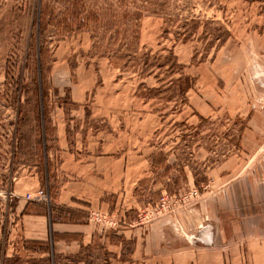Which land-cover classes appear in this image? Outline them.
<instances>
[{"label":"rangeland","instance_id":"1","mask_svg":"<svg viewBox=\"0 0 264 264\" xmlns=\"http://www.w3.org/2000/svg\"><path fill=\"white\" fill-rule=\"evenodd\" d=\"M40 1L0 0V264L109 261L99 241L78 255L25 245L14 197L47 189L55 123L67 148L114 152L120 131L127 153L153 152L139 220L162 192L170 209L148 220L179 219L239 174L264 178V0H44L42 38ZM68 2L84 28L59 36Z\"/></svg>","mask_w":264,"mask_h":264},{"label":"crops","instance_id":"2","mask_svg":"<svg viewBox=\"0 0 264 264\" xmlns=\"http://www.w3.org/2000/svg\"><path fill=\"white\" fill-rule=\"evenodd\" d=\"M62 125L55 123L59 162L51 165L50 154L44 190L51 201L27 202L21 196L30 190H16L14 214L27 240L53 242L57 255H78L99 241L108 252L107 264H264V178L253 184L249 175L239 174L238 181L219 185L217 196L203 197L179 219L141 222L136 214L145 203L139 184L155 175L153 152L127 153L120 131L104 143L122 146L114 152L67 148ZM95 211L124 223L101 227L89 218ZM207 227L210 244L197 240ZM65 235L73 236L71 243Z\"/></svg>","mask_w":264,"mask_h":264},{"label":"trees","instance_id":"3","mask_svg":"<svg viewBox=\"0 0 264 264\" xmlns=\"http://www.w3.org/2000/svg\"><path fill=\"white\" fill-rule=\"evenodd\" d=\"M74 1H76V0H74ZM67 4L68 5L66 6L64 12L60 13L61 16L55 20L57 26L59 27V24L61 26V22L63 19V22H62L63 23V32H62V28H61V32L59 29V32H60L59 36L60 35L61 36L62 35L67 36V35H70V34L76 32L77 29L84 28L83 24L85 22V19H84V17H82V13H83V16L86 13L80 12L81 11L80 6H76L75 4H72L71 2H68ZM47 16H48V13L46 12V10L44 8V0H41L40 1L39 15H38V22H39L38 35L41 38L43 37L44 29L46 28V21H44V20H45V17H47ZM76 18L81 19L80 20V24H81L80 26H78V24H75ZM37 53H38V51H37ZM39 54H40V59H41L42 49H40ZM46 172H48V173L50 172V160H49V158H47V162H46ZM48 173H47V176H48ZM29 244H38L44 248V251L46 253H49L50 255L52 253L50 242H41V241H34V240L25 242V245H29Z\"/></svg>","mask_w":264,"mask_h":264},{"label":"built area","instance_id":"4","mask_svg":"<svg viewBox=\"0 0 264 264\" xmlns=\"http://www.w3.org/2000/svg\"><path fill=\"white\" fill-rule=\"evenodd\" d=\"M194 193H197L198 190H194ZM24 199L27 202H36V203H49L51 200L49 196L46 194L44 190H39V191H31L25 194ZM173 197L169 193H163L162 198L160 202L156 205L154 210H150L149 213L145 214V217H141L140 221H147L148 219L146 218L149 214H153L155 211H157V208H160L161 211H168L170 209V206L172 204ZM168 214V213H166ZM89 218L99 226H104L106 228H116L124 223L123 220L121 222H117L115 220L116 216L112 214H106L101 211H95L90 213Z\"/></svg>","mask_w":264,"mask_h":264},{"label":"water","instance_id":"5","mask_svg":"<svg viewBox=\"0 0 264 264\" xmlns=\"http://www.w3.org/2000/svg\"><path fill=\"white\" fill-rule=\"evenodd\" d=\"M38 56H40V55H38ZM209 229H210V228L207 227V228L205 229V231L202 232V235H200V236L197 238V240H202V241H204V242L207 243V244L212 243V240H211V238H210V233L208 232Z\"/></svg>","mask_w":264,"mask_h":264},{"label":"bare ground","instance_id":"6","mask_svg":"<svg viewBox=\"0 0 264 264\" xmlns=\"http://www.w3.org/2000/svg\"><path fill=\"white\" fill-rule=\"evenodd\" d=\"M1 211H2V214H3V209ZM2 214H1V216H2Z\"/></svg>","mask_w":264,"mask_h":264}]
</instances>
